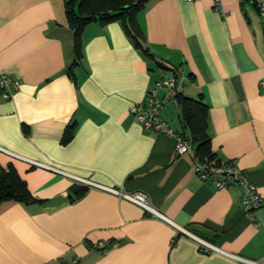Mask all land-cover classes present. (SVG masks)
<instances>
[{
	"label": "crops",
	"instance_id": "crops-1",
	"mask_svg": "<svg viewBox=\"0 0 264 264\" xmlns=\"http://www.w3.org/2000/svg\"><path fill=\"white\" fill-rule=\"evenodd\" d=\"M66 0H0V69L19 80L0 98V146L150 203L194 235L243 257L264 259V204L256 224L241 184L216 188L196 174L173 137L145 129L129 106L158 78L183 75L179 91L206 105L210 159L235 164L264 196V25L252 1L147 0L134 19L86 24L73 58ZM163 88L157 95H163ZM161 116L191 138L182 105ZM72 136L63 141L67 126ZM0 149L39 201L0 202V264H247L199 244L120 194ZM84 187L79 194L76 191ZM108 245L98 252L91 245Z\"/></svg>",
	"mask_w": 264,
	"mask_h": 264
},
{
	"label": "built area",
	"instance_id": "built-area-1",
	"mask_svg": "<svg viewBox=\"0 0 264 264\" xmlns=\"http://www.w3.org/2000/svg\"><path fill=\"white\" fill-rule=\"evenodd\" d=\"M239 1H252L257 7L259 16L261 17L264 25V0H239ZM216 8L221 10V4L219 0H215ZM183 84V75L173 73L170 75H165L154 81L153 86L148 90L146 97L143 100L136 101L129 106V111L134 115V117L139 121V123L147 130L153 133H163L173 137L174 145L173 150L175 154L188 153L193 159V167L196 174L203 181H209L216 188L229 187L234 184H241L243 186V191L240 193L239 201L243 206L245 212L250 219H253L257 224L258 221L255 220L254 211L257 210L264 204V196L259 193L256 185L247 181L244 178L243 172L233 163L220 162L213 159H200L196 154L195 147L191 141L186 138L182 133L175 130L172 125L161 116V109L166 100L170 98L175 99L177 91ZM19 86V80L7 72L0 69V98L10 99L13 96L14 91L17 90ZM163 88V95L160 97L157 95V90ZM0 149L4 152L22 157L6 148L0 146ZM27 159L25 157H22ZM30 162L44 166L46 168L61 172L66 174L76 181L95 187H99L103 190L120 194L125 199L139 205L148 212H150L154 217L159 218L177 230L182 231L186 235L194 239L198 244L202 252H219L229 257L234 258L237 261L245 262L247 264H264V259H252L243 257L236 253H231L220 249L217 245L210 243L193 233L189 232L185 228L181 227L179 224L175 223L172 219L167 217L165 214L156 209L149 201L148 196L142 191H132V192H121L116 187L111 185H105L97 183L88 178L75 175L59 169L53 165L47 163H38L36 161L27 159ZM115 244V242L106 243L104 241H97L91 245L92 248L96 249L98 252H103L107 249L108 245ZM76 264H81L76 262Z\"/></svg>",
	"mask_w": 264,
	"mask_h": 264
},
{
	"label": "trees",
	"instance_id": "trees-1",
	"mask_svg": "<svg viewBox=\"0 0 264 264\" xmlns=\"http://www.w3.org/2000/svg\"><path fill=\"white\" fill-rule=\"evenodd\" d=\"M147 0H66L65 9L70 27L73 29V52L74 58L70 65H75L82 56L81 32L83 27L97 21L105 24L114 20L124 22L126 32L134 38L137 46L141 47L145 53H149L143 44V35L139 25L135 22L134 15L140 10ZM176 73V70L175 72ZM178 74V73H177ZM175 100L182 105L183 123L189 124L193 128L192 139L188 138L195 147L196 154L200 159H210L212 157L209 148V139L204 129L206 117V105L201 98H190L179 90L175 95ZM73 125L67 126L63 135V141H67L72 136ZM84 187L76 192L81 193ZM18 201L30 203L39 201L35 198L24 179L20 177L14 166L11 164L2 166L0 164V202Z\"/></svg>",
	"mask_w": 264,
	"mask_h": 264
}]
</instances>
